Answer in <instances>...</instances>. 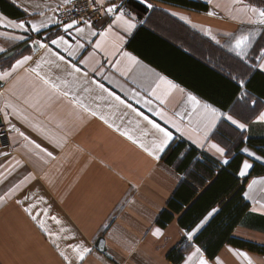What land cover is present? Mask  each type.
Listing matches in <instances>:
<instances>
[{
    "label": "crops",
    "instance_id": "1",
    "mask_svg": "<svg viewBox=\"0 0 264 264\" xmlns=\"http://www.w3.org/2000/svg\"><path fill=\"white\" fill-rule=\"evenodd\" d=\"M8 1L24 17L15 20L0 12V16L7 18L0 20V49H4L0 57L20 45L29 48L25 55L31 56L32 60L19 67L8 81H0V126L4 128V135L0 136V264H69V261L71 264H199L197 257L188 261L199 246L194 242L196 235L191 241L184 235L186 230L177 224L178 216L175 215L173 222L165 228L156 224L183 181L180 174L162 161L171 144L183 141L221 168L227 165L222 164L221 158L207 145L200 148L193 143L203 118L192 111L187 93L197 96L202 103H211L234 115L247 125L246 129L240 130L221 120L218 127L223 124L230 134L224 136L214 132L213 142H220L226 148L224 158L229 162L236 154L242 158L237 178L245 182L242 197L248 204V211L233 230L232 237L264 247V172H253L255 165L264 170L263 146L257 145L262 142L260 140L264 141V121L258 120L260 112H264V96L251 89V86L263 88L264 84V71L252 67L254 62L260 63L255 49L264 46V25L249 23L241 11L247 4L264 7V0H243L242 4L235 0H189L204 5L203 9L166 0H146V3L142 0H106V6L109 3L124 5L127 11L132 12L136 28L129 35L123 26L113 23V14L105 16L101 25L91 24V30L96 33L112 24V34L102 41V49L95 48L101 41L99 34L90 35L84 23L67 32L65 24L58 23V10L71 0ZM130 2L146 11L139 12ZM148 4L152 7L149 8ZM13 20L24 21L27 31L13 28L9 23ZM33 23H44L46 27L37 33L31 30ZM76 27L84 28V33H77ZM241 32L258 33L244 59L230 50L232 37ZM57 35H63L75 49L73 56L64 50L65 46L58 48L50 43ZM116 35L124 37L120 50H114V44L120 43L115 39ZM36 39L47 43L52 52L34 43ZM77 40L84 48H75ZM120 51L131 53L140 63L129 62L120 55ZM52 53H59L80 67L81 72L76 74L78 86L70 91L83 96L84 102L98 113L97 116H90L69 103L71 96L54 98L50 106L39 110L28 108V120L18 119L11 114V109H5L6 103L26 107L21 103V93L27 95L33 83L40 85L35 74L26 71L35 67V62H41V73L53 81L57 76L72 79L65 73L68 66ZM85 58L87 63H79ZM15 62L0 68V71L10 68ZM56 64L60 67L57 68ZM202 66L229 83L227 88L231 93L235 91L226 105L221 100L225 88L217 82L212 85L206 81ZM68 70L71 71L70 68ZM153 73L166 76L179 86L170 91L166 85L156 89L163 103L151 94L155 88ZM241 79L244 80L243 87L238 83ZM93 80L104 84L106 89L119 95L134 109L173 133L169 146L163 153H158L160 159L149 155L138 143L120 135L99 118L101 114L106 116L111 123L122 130L128 129L134 138L149 147L157 139L156 130L143 117L124 105L113 107L115 101L108 92L92 83ZM85 87L90 91L83 92ZM181 88L184 92L180 91ZM244 92L248 93L245 97L249 101L247 110L242 113L234 111L237 103H243L239 97ZM252 100L256 103L252 104ZM4 111L9 112L8 120L28 140L9 130ZM157 112H162L163 116ZM173 121L181 125L183 135L173 127ZM35 144L51 152L52 156L37 149ZM245 148L247 152L243 151ZM256 156L261 159L257 160ZM244 160L252 167L241 177L239 171ZM25 177L30 179L25 180ZM17 185H20L18 189ZM12 189L16 190L9 194ZM17 200L23 203L18 204ZM29 205H35L32 213L44 222L47 232L24 211ZM157 228L162 235L153 234ZM99 238L104 239L105 252L95 248ZM80 244L91 250L84 254L83 261L77 258L71 247ZM176 248H180L182 255L177 263L168 258ZM61 251L69 257L68 261L60 255ZM201 252L208 264H248L245 257L238 255L240 252L245 253L253 264H264V255L228 244H224L212 259L205 255L203 249Z\"/></svg>",
    "mask_w": 264,
    "mask_h": 264
},
{
    "label": "snow or ice",
    "instance_id": "2",
    "mask_svg": "<svg viewBox=\"0 0 264 264\" xmlns=\"http://www.w3.org/2000/svg\"><path fill=\"white\" fill-rule=\"evenodd\" d=\"M142 2L146 3V0H142ZM236 3H243V0H235ZM92 6L93 10L96 13H100L104 16H108L110 14L114 15V21L113 23L123 26L124 31L127 32L129 35L132 33V30L136 28V23H134L135 17L133 16L132 12L127 11L124 7V5H116L115 3H109L106 6V0H92ZM149 8L152 7L151 4L147 5ZM243 11L248 19V22L251 24H259L264 25V7H257L253 4H247L244 5V7L241 9ZM42 15V13H41ZM209 15H212V13H209ZM7 19L6 17L0 16V20ZM181 19H186L184 17H181ZM84 24L89 29L90 35H97L101 37V41H98L95 45L96 49H102V41L107 38L109 34H112V24L110 23L108 27L100 32L96 33L92 31V25L87 21H83ZM10 25L13 28H20L25 29V22H17V21H10ZM80 21L78 20H72L70 23H65L64 30L67 32L69 29L73 28L74 26L78 25ZM46 27L44 23H41L40 25L32 24L31 30L34 32L39 33L40 28ZM195 27V25H193ZM27 31V29H25ZM77 33H84L85 29L76 27ZM210 35V30L208 32ZM257 32H241L239 35L232 37V43L230 44V50L235 52L237 56H239L241 59H244L248 56L249 49L253 46V38L257 35ZM225 35L232 36L230 33H226ZM23 37H21L22 39ZM115 39L119 41V44H114V50H120V46L124 42L123 36H115ZM212 39H216L215 36H212ZM34 43L38 44L41 48H44L47 52L51 53L52 49L49 48L47 43H42L41 40L36 39L33 41ZM219 43V41H216ZM50 43L52 45H56L58 48L61 46H65L64 50L68 52L69 56H73L75 53V49L72 48L71 45H69V42L65 39L63 35H57V38L51 39ZM76 49L84 48V45L77 40L76 42ZM4 49H0V52H3ZM55 55L59 61L63 62L65 65L68 66V68L71 69V71L68 70V68L65 69V73L67 77H72L71 80L57 76L56 80H51L46 74H42L40 69L42 67L41 62H35V67H32L30 69H26V71H30L31 73L35 74L36 79L40 82V85L37 84H31V90L28 92L27 95H24L21 93L22 105L26 107H21L17 104L13 103H6L5 109H11V114L16 116L18 119L21 120H28L27 115V109L31 108L34 110H39L45 106H50V102H54V98H68L71 96V99L69 100V103L74 105L76 108H79L83 110L85 113H88L90 116H97L98 113L91 109L88 104L84 102L83 96H78L75 93L71 92L70 89L73 87L78 86V77L76 76L77 73L81 72L80 67L77 66L76 63H72L71 61H68L65 59L63 55H60L59 53H52ZM89 55H93V53H89ZM120 55L123 57H126L129 62L133 64L140 63L136 56L132 55L129 52L126 51H120ZM255 55L256 59L260 61L259 64L253 63L252 67L259 68L261 71H264V46H257L255 49ZM32 60L31 56L25 55L22 59L16 60L15 64H12L10 68L5 69L3 71H0V81H8L9 78L13 76V73L17 71V69L25 64H27L29 61ZM48 63H55L53 61H47ZM79 63H87V58L80 61ZM116 63H119V61H116ZM57 68L60 67V64L55 65ZM94 72L99 71L97 69H93ZM123 75V73H121ZM88 73L85 72L84 76L87 77ZM155 77V88L152 89L151 94L153 96H156L158 100H160L161 103H163V98L157 95L156 89L160 88L161 85H166L168 90L177 89L179 86L173 83L172 80L168 79L166 76L160 75L159 73H153ZM92 83H95L96 86L101 89L102 91L108 92V96L111 97L115 103L112 105L113 107L118 108L120 105H124L126 108L131 109L133 112H136L137 116L143 117L145 121H147L148 124L152 126L153 129L156 130V136L157 139L153 141L152 145L149 147L145 145L144 143L138 141L136 138L133 137V135L130 134V131L128 129L122 130L119 126L115 125L114 123H111L109 119L104 115H99V118L104 121L105 124H107L109 127H112L115 129V131L119 132L120 135L125 136L127 139L131 140L133 143H138L139 147H141L144 151L148 152L149 155L153 156L155 159H160V156L158 153H163L165 149L169 146L170 141L173 139V133L169 131L167 128L162 127L160 124L156 123L155 121L151 120L148 116L144 115L143 112H139L136 109L132 107L131 104H128L124 99H122L119 95H116L114 92L109 91L105 88L104 84L99 83L98 81L93 80ZM239 86H244V80L241 79L239 82ZM15 85H13L14 87ZM90 89L85 87L83 88V92L87 93ZM181 92H184V89H180ZM248 96L247 92H244L239 97L240 101H243V103H237L236 109L234 111L244 112L247 110L248 100L245 99V97ZM19 99V97H18ZM187 101L191 103L192 105V111L196 112L198 115L202 116L203 118V124L202 127L198 129V137L193 140V143L197 144L200 148H204L205 145H207L208 149L210 151H213L214 154H217L221 158L222 164H228V159L225 157V151L226 148L221 146L220 142H213L214 139V132L216 135H220L223 133L224 136L229 135L228 129L221 124L218 127V122L221 120L228 121L231 123V125H235L238 129L244 130L246 129L247 125L245 123H242L239 119H236L234 115L229 114L227 112L221 111L219 108L215 107L213 104L208 102H201L197 96L187 93ZM146 103H151V101H146ZM252 104H255L256 101L252 100ZM2 111V110H0ZM157 115L163 116L162 112H157ZM176 115H180V113H176ZM9 112L4 111V120L5 122L9 123L10 125V131H14L18 133L20 136L24 137L25 140H28V137L25 136L23 132H21L14 124H11V121L8 120ZM258 120L264 121V112H260L258 116ZM167 122V121H166ZM129 123H132L129 121ZM173 127L176 129L177 132H181L183 135V130L181 128V125L179 123H176L175 121L172 122ZM137 127H139V123L137 122ZM189 139H192L190 136ZM32 143H35L34 141ZM35 147L37 149H40L42 152H46L48 156H52L51 152H47L46 149L41 148L39 144H35ZM243 151L247 152L248 149L245 148ZM249 155H255V153H249ZM257 160H260V156H256ZM252 167V164H250L247 160L243 161L242 167L239 171V175L241 177L245 176L247 174L248 169ZM34 179V177H32ZM30 177H25V180H29ZM255 182V181H253ZM24 182L22 181L21 184ZM20 185H17L16 188L18 189ZM16 189L10 190L11 194ZM25 199H28V197H25ZM41 200H43V197H40ZM18 204H22L23 201L17 200ZM35 205H29L28 207L24 208V211L28 213V215L38 223L39 227L47 232V228L45 227V224L43 221L38 220L36 215H33L32 208H34ZM218 212V209L212 208L210 211H208L195 225L188 231L184 232V235L187 237L189 241L193 240V237L201 231V229L209 222L210 218L214 216L215 213ZM45 215H47V211L45 210ZM52 219L56 220V217H52ZM57 223H60L59 220H56ZM64 229H62L63 231ZM156 236L162 235L161 230L157 228L154 233ZM55 244V241H53ZM57 248H59V245H56ZM73 249V252L76 253V256L79 260L83 261L84 254L90 252L91 250L89 248H86L83 246V244L71 246ZM60 255L66 260H69V257L63 252H60ZM238 255L245 257L247 259L248 264H253V261L247 257L245 253H238ZM193 257H197L199 260V264H208V261L203 258V254L201 252L200 247H196L195 251L192 252V254L188 257V261H192ZM69 264H71V261H69ZM187 264V262H186Z\"/></svg>",
    "mask_w": 264,
    "mask_h": 264
},
{
    "label": "trees",
    "instance_id": "3",
    "mask_svg": "<svg viewBox=\"0 0 264 264\" xmlns=\"http://www.w3.org/2000/svg\"><path fill=\"white\" fill-rule=\"evenodd\" d=\"M166 1L187 7L205 8L204 5L189 0ZM130 4L141 13L146 11L134 2H130ZM0 12L15 20L24 17L8 0H0ZM29 51L26 46H17L5 56L0 57V68L8 67L10 63H13L12 60H17L20 56L28 54ZM7 60L10 63L6 66L3 63ZM202 68L206 81L212 85L217 82L225 88L221 100L226 105V102L231 100L235 91L231 93L227 88L229 83L209 69L203 66ZM262 86L263 88L259 86L252 88L251 86V89L254 93L264 96L263 83ZM260 141L262 142H258L257 145L263 146L262 152L264 153V141ZM249 144H252V142H249ZM162 161L180 174L183 181L167 203L166 210H163L157 219L156 224L160 228L167 227L173 222L176 215L178 216L177 224L188 231L208 211L212 208H218V212L194 237V242L203 249L205 255L209 259L214 258L224 244L264 255V247L232 237L233 230L241 223L248 211V204L242 197L245 182H240L237 178L238 168L242 161L240 155L236 154L225 167L221 168L214 160L204 155L200 156L197 150L185 142L175 141L163 154ZM253 172L262 173L264 170L255 165ZM199 191L202 192L199 194ZM176 256H178L177 259L174 258ZM181 256L180 248H176L169 253L168 258L177 263L180 261Z\"/></svg>",
    "mask_w": 264,
    "mask_h": 264
},
{
    "label": "built area",
    "instance_id": "4",
    "mask_svg": "<svg viewBox=\"0 0 264 264\" xmlns=\"http://www.w3.org/2000/svg\"><path fill=\"white\" fill-rule=\"evenodd\" d=\"M59 24L70 23L78 20L80 23L87 20L92 25H101L105 16L93 10L92 0H71L67 6L60 8L57 12ZM4 135V128L0 126V136Z\"/></svg>",
    "mask_w": 264,
    "mask_h": 264
},
{
    "label": "water",
    "instance_id": "5",
    "mask_svg": "<svg viewBox=\"0 0 264 264\" xmlns=\"http://www.w3.org/2000/svg\"><path fill=\"white\" fill-rule=\"evenodd\" d=\"M34 51L37 50L36 47L33 48ZM1 85V84H0ZM95 248L100 251V252H105V245H104V239L103 238H99L97 241H96V244H95Z\"/></svg>",
    "mask_w": 264,
    "mask_h": 264
},
{
    "label": "rangeland",
    "instance_id": "6",
    "mask_svg": "<svg viewBox=\"0 0 264 264\" xmlns=\"http://www.w3.org/2000/svg\"><path fill=\"white\" fill-rule=\"evenodd\" d=\"M10 60H12V59H10ZM13 61H14V60H12V62H13ZM9 63H10V61L7 60V61H6L5 63H3V64L7 66ZM1 68H2V67H1Z\"/></svg>",
    "mask_w": 264,
    "mask_h": 264
}]
</instances>
